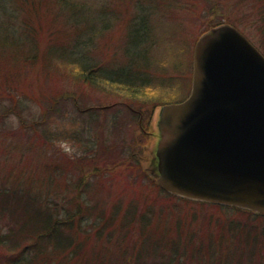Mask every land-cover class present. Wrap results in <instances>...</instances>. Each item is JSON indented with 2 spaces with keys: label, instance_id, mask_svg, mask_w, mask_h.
<instances>
[{
  "label": "rangeland",
  "instance_id": "1",
  "mask_svg": "<svg viewBox=\"0 0 264 264\" xmlns=\"http://www.w3.org/2000/svg\"><path fill=\"white\" fill-rule=\"evenodd\" d=\"M49 1L48 5H45L48 2L29 3L15 11L30 31L29 37H25L19 28L8 29L20 49L32 53L36 47L54 56L69 53V49L76 47L78 36L105 28L99 38L94 40L93 36L92 40L87 38L85 44H79L88 50L92 62L100 63L106 76L127 72L128 76L121 78L135 84L142 82L147 74L155 84L145 93L148 96L140 93L138 99L133 100L120 96L117 91L112 94L110 88L100 89L68 79L54 82L44 78L36 64L11 82L0 81V189H29L32 196L40 194L58 207L68 208V201L76 198L73 194L81 176L97 172L98 177H85L81 198L86 199L87 204L97 201L104 218L111 212H115L116 217L98 241L97 228L103 226L104 218L97 227L90 226V219H84L81 222L84 232L79 233V237L88 255L102 246L99 264H113L114 253L125 256L141 234L138 226L124 223L123 228H118L130 206L146 216L145 234L173 232L177 226L179 242L186 246V254L193 253L197 245L207 247L209 240L212 249L218 254L224 253L229 233L223 236L226 247L218 245L217 233L227 229L233 217L240 219L241 214L232 210L220 212L201 203L166 196L145 171L151 142L141 134L151 129L155 108L158 110L167 103L179 102L174 98L188 96L193 47L198 38L212 28V22L221 21L235 27L262 52L264 41L262 44L255 23L261 4L255 0H86L82 4L88 8L72 16L71 6L61 7L54 0ZM204 26L207 29L202 33ZM9 49L12 47L0 49L1 77L12 71ZM158 82L169 92L158 91ZM65 93L69 97L62 98ZM85 108L104 111L89 115L82 110ZM20 109L22 119L16 113ZM130 112L140 115L135 117ZM24 120L30 127L31 122L43 123V126L39 125L36 132L23 136L25 140L20 141L21 136L14 132ZM101 135L108 141L115 139L122 147L128 145V152L119 156L125 157L131 152L133 159L127 161L110 155V164L91 163L87 157ZM45 167L56 173L54 178H49ZM255 221L264 225L261 219ZM5 222L0 221V227H4ZM109 231H113L111 235Z\"/></svg>",
  "mask_w": 264,
  "mask_h": 264
},
{
  "label": "trees",
  "instance_id": "2",
  "mask_svg": "<svg viewBox=\"0 0 264 264\" xmlns=\"http://www.w3.org/2000/svg\"><path fill=\"white\" fill-rule=\"evenodd\" d=\"M54 1V3L60 6H71L69 9L74 12L70 13L72 16L78 10L88 8V6L85 7L82 4H85L86 0L84 2L82 0ZM39 2H48L45 5L50 4L49 0H0V49L8 46L12 47V49H9L12 52V56L9 57V65L12 71L3 77L0 76L1 82L13 81L18 75L24 74L29 66L36 64L39 65L38 67L41 69L43 77L54 82L68 79L73 83L81 82L83 85L98 86L100 89L110 88L112 94L117 91L120 96L132 97L133 100L138 99L137 96L140 93L141 95L148 96L145 93L150 92L151 88H153L152 85L155 84L149 75L146 74L147 76L145 75L142 82H135V84L127 82L128 79L123 80L121 78L122 75L128 76L127 72L120 71L116 73V76H106L102 73L103 66L100 63L92 62V59L88 57V50L79 45L85 44L87 38L90 40L93 39V36H95L94 40L99 38L105 28L103 30L87 31L83 34L84 36H78L76 38V47L69 49V53L64 52L54 56L47 50L40 52L36 47L32 53L20 49L14 41L16 38H13L8 33V29L13 27L19 28L25 37H29L28 33L30 31L27 30V26H24L23 20L19 19L20 17H18L15 11L20 9V7L23 9L29 3ZM255 2L261 4V9L258 12L256 11L257 17L255 23L257 26L256 31L262 36L261 41L263 44L264 0H255ZM219 24L223 23L221 21H214L210 26L214 27ZM206 29L207 27L204 26L202 33ZM2 30H5V32ZM262 54L264 56V46ZM159 84L160 88L158 91L161 89L165 92L169 90L164 88L163 83L161 85L158 82L157 85ZM168 84L171 85L170 83ZM68 95L65 93L62 95V98L69 97ZM185 98L186 95L180 99H174L182 101ZM12 99L15 106L16 101H14V98ZM82 110L89 115L97 114L100 111L103 113L104 111H90L86 108ZM155 110L156 108L153 110L151 116L150 130L153 128ZM21 111L20 109L16 112L20 119H22ZM130 113L135 117H139L140 115V113L137 115L133 112ZM31 123L32 127L26 124L25 120L19 123L18 129L14 133L16 136H21L20 141L25 140V138L22 140L23 136H31L32 131H35L37 127L43 126V123L38 125H35L33 122ZM141 136L149 138L144 133ZM106 140L105 136L101 135L99 143L94 145V151L87 157L91 163L104 162L105 164H110L108 156L115 155L120 157L121 153L128 152L127 148H130L128 145L127 147H122V144L115 139ZM130 153H126L125 157L122 156L120 158L127 161L132 160L134 154ZM45 170L48 172L49 178H54L56 175L50 167H45ZM88 176L98 177V173L94 171L93 173H85L81 176L79 182L76 183L77 191L73 194L76 198L68 201V208L65 206L58 207L54 202L43 199L40 194L32 196L29 189L9 188V191L6 187L0 189V221L6 220L5 226L0 227V264H99L102 261V246H99L97 250L92 251L88 255L84 252L85 249L82 246L84 242L79 237V233L82 234L84 232L81 229V222L84 219H90V226L97 227L104 218L102 216L104 214L102 212L103 209L99 207L97 201L94 204L91 203V205L87 204L86 199L81 198L84 193V186L86 185L85 177L87 179ZM166 196L173 198L168 194ZM205 205L217 208L220 212L232 210L241 214L240 219L233 217V220L227 223V229L223 228L217 233V239H219L217 240L218 245H224L225 247L226 245L223 242L226 241L223 240V236L229 233L227 237L229 241L224 253L218 254L212 249V241L209 240L207 244L208 248L204 244L202 246L197 245L193 253L186 254V246L179 242V234L177 233L179 229L177 226H175L173 232L165 230L161 231L159 235L156 232L145 234L144 231L148 228V226L146 227V216L140 214V211L130 206L125 211V216H123L118 228H123L124 223L126 225H133L135 228L138 226L141 234L133 241L125 256H118L114 253L113 264H264V225L258 224L255 221L256 219L264 221V218L235 208H225L209 204H204L203 206ZM109 215L107 218H104L102 222L103 226L97 228L96 241L99 240L98 238L102 232L108 229V226H110L112 220L116 217L115 212H111ZM112 232L109 231L108 235H111ZM185 243L191 246L189 241L186 240ZM114 246L117 247L116 245ZM203 252L206 255L202 254Z\"/></svg>",
  "mask_w": 264,
  "mask_h": 264
},
{
  "label": "water",
  "instance_id": "3",
  "mask_svg": "<svg viewBox=\"0 0 264 264\" xmlns=\"http://www.w3.org/2000/svg\"><path fill=\"white\" fill-rule=\"evenodd\" d=\"M153 129L145 171L162 191L264 217V56L236 28L198 38L190 93Z\"/></svg>",
  "mask_w": 264,
  "mask_h": 264
}]
</instances>
